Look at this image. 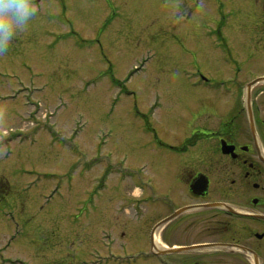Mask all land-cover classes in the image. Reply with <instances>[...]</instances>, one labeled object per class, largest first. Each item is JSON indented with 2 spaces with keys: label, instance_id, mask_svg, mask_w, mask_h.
<instances>
[{
  "label": "rangeland",
  "instance_id": "obj_1",
  "mask_svg": "<svg viewBox=\"0 0 264 264\" xmlns=\"http://www.w3.org/2000/svg\"><path fill=\"white\" fill-rule=\"evenodd\" d=\"M33 3L38 15L0 54V264H109L94 257L103 230L90 220V197L153 171L142 166L153 139L136 100L145 113L159 102L148 114L165 137L235 107L239 84L264 73V0ZM112 214L100 220L123 223L135 249L118 264H152L129 230L142 225Z\"/></svg>",
  "mask_w": 264,
  "mask_h": 264
},
{
  "label": "flooded vegetation",
  "instance_id": "obj_2",
  "mask_svg": "<svg viewBox=\"0 0 264 264\" xmlns=\"http://www.w3.org/2000/svg\"><path fill=\"white\" fill-rule=\"evenodd\" d=\"M258 38L264 43V36ZM237 93L235 107L228 101L222 112L218 106L220 117L191 119L188 134L165 137L145 120L153 149L145 148L150 161L142 165L153 171L130 186L113 181L110 193L92 195L90 220L103 230L94 246L104 244L112 258L135 250L123 223L117 228L100 220L109 209L108 219H116L112 211L130 213L127 219L142 225L129 230L146 241L136 249L150 251L152 264H264V73L245 78ZM155 211L145 239L143 223Z\"/></svg>",
  "mask_w": 264,
  "mask_h": 264
},
{
  "label": "clouds",
  "instance_id": "obj_3",
  "mask_svg": "<svg viewBox=\"0 0 264 264\" xmlns=\"http://www.w3.org/2000/svg\"><path fill=\"white\" fill-rule=\"evenodd\" d=\"M38 13L33 0H0V54L8 51L15 37Z\"/></svg>",
  "mask_w": 264,
  "mask_h": 264
}]
</instances>
